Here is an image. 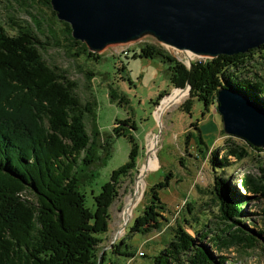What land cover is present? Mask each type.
<instances>
[{"label":"trees","instance_id":"obj_1","mask_svg":"<svg viewBox=\"0 0 264 264\" xmlns=\"http://www.w3.org/2000/svg\"><path fill=\"white\" fill-rule=\"evenodd\" d=\"M40 1L49 9L48 0ZM60 23L75 47L76 57L99 60V55L89 53L84 44L70 37L66 23ZM41 49L34 34L25 31L9 36L0 26V264H103L105 252L96 255L98 237L107 231L108 208L117 197L118 180L135 167L137 146L129 135L127 161L111 171L108 181L96 195L92 193L87 204L77 190L75 168L79 163L92 162L87 157L90 138L84 126L90 105L80 102L75 94L76 83L63 69L42 59ZM255 51L264 52V44L244 54L195 62L190 70L154 44H144L137 54L131 55L167 64L171 88H181L187 81L189 93L205 108L215 103L216 91L225 84L264 106V78L243 76L250 74L251 54ZM128 52L125 50L123 55ZM123 68L121 65L120 70ZM185 112L189 114L187 108ZM112 132L122 136L117 128ZM236 149L242 151L234 147L229 154L235 156ZM238 153V158L245 155ZM208 163L213 173L223 171L228 164L226 156L216 159L215 152ZM169 179L170 174L149 189L150 202L134 219L129 234H148L159 229L161 221L166 222L160 213L163 205L157 191L167 188ZM224 182L218 175L213 178L215 193L222 188L225 197L216 194L219 223L223 227L210 240L217 250L232 245L242 250L254 249L259 246L257 238L264 232V216L254 236L236 227L244 214L243 205ZM238 184L264 198V187L247 175ZM205 237L204 232L200 239ZM110 252L132 256L122 241L112 244ZM224 262V256L212 258L178 226L172 239L151 260L152 264Z\"/></svg>","mask_w":264,"mask_h":264},{"label":"rangeland","instance_id":"obj_2","mask_svg":"<svg viewBox=\"0 0 264 264\" xmlns=\"http://www.w3.org/2000/svg\"><path fill=\"white\" fill-rule=\"evenodd\" d=\"M51 11L40 0H0V26L9 36L25 31L34 34L42 45V59L48 65L63 69L76 83L75 94L80 102L90 105L84 126L90 138L87 157L92 162L89 165L79 163L75 168L77 190L84 195L87 204L92 193L96 195L100 186L108 181L111 171L127 161L129 135L137 146L135 167L118 180L117 197L108 208L107 231L98 237L96 255L104 250L103 264H152L153 256L172 239L177 226L212 258L224 256L223 264H264V232L257 238L259 246L251 250L235 245L217 250L210 240L219 235L223 227L219 223L216 194L225 197V193L222 188H217L215 193L212 183L216 175L243 205L244 214L236 227L251 236L261 228L264 198L238 183L247 175L264 187V147L255 148L260 149L257 151L249 148L244 140L224 134L216 101L203 107L189 93L187 81L181 88H171L167 64L136 55L132 58L131 52L137 54L142 45L154 44L187 70L191 64L208 59L189 54L188 66L186 54L162 47L149 38L109 46L97 54L100 57L97 61L76 57L75 47ZM125 50L129 51L126 56L123 55ZM248 71L250 74L243 76L264 78L263 51L251 54ZM179 92L184 95L176 103L169 102L171 96ZM158 96L163 97L157 99ZM113 128L120 130L122 136H116ZM152 137L156 140L157 166L149 169L145 166L150 155L148 141ZM234 147L242 150L236 149L235 156L229 154V149ZM213 152L216 159L227 157L228 164L221 172L213 173L210 169L208 162ZM236 152L245 155L238 158ZM169 174L167 188L157 191L163 205L160 213L166 222L161 221L159 229L148 234H129L134 219L150 202L149 189ZM140 178L143 186L137 200L136 192L135 196L133 193ZM204 232L206 237L201 240ZM120 241L132 253L131 257L111 254L109 247ZM121 250L124 251V247ZM138 252L143 257L138 256Z\"/></svg>","mask_w":264,"mask_h":264},{"label":"water","instance_id":"obj_3","mask_svg":"<svg viewBox=\"0 0 264 264\" xmlns=\"http://www.w3.org/2000/svg\"><path fill=\"white\" fill-rule=\"evenodd\" d=\"M48 3L56 19L69 26L70 37L93 54L144 38L183 55L208 60L244 54L264 44V0H48ZM187 63L189 66V58ZM215 101L224 134L240 138L254 148L264 147V106L226 84L216 91Z\"/></svg>","mask_w":264,"mask_h":264},{"label":"bare ground","instance_id":"obj_4","mask_svg":"<svg viewBox=\"0 0 264 264\" xmlns=\"http://www.w3.org/2000/svg\"><path fill=\"white\" fill-rule=\"evenodd\" d=\"M186 57L190 59L189 57V54L187 53L186 54ZM184 95L183 92H179V93H174L169 102L170 101H177L179 100L182 96ZM169 96V95H168ZM168 101V100H167ZM167 101L164 102V104H167ZM176 103V102H175ZM155 137H152L149 141H148V153H150L149 157H148V164L147 166H145L146 168H149V169H154L157 165H156V159H155V156H154V147H155ZM141 180L142 178L139 179L138 183H137V186H136V198L137 200L139 199L140 195H141V190H142V184H141ZM131 209V208H130ZM130 209L128 210V213L130 212Z\"/></svg>","mask_w":264,"mask_h":264},{"label":"built area","instance_id":"obj_5","mask_svg":"<svg viewBox=\"0 0 264 264\" xmlns=\"http://www.w3.org/2000/svg\"><path fill=\"white\" fill-rule=\"evenodd\" d=\"M137 255H138V256H140V255H141V253H140V252H138V253H137Z\"/></svg>","mask_w":264,"mask_h":264}]
</instances>
